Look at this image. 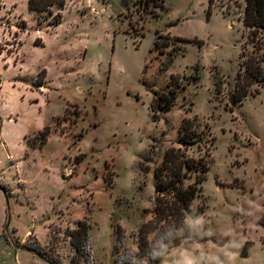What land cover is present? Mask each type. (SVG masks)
<instances>
[{
    "label": "rangeland",
    "instance_id": "rangeland-1",
    "mask_svg": "<svg viewBox=\"0 0 264 264\" xmlns=\"http://www.w3.org/2000/svg\"><path fill=\"white\" fill-rule=\"evenodd\" d=\"M28 2L0 0V51L11 66L0 73V181L11 192L0 191V264H51L20 248L38 242L72 264L68 231L84 219L92 264L116 263L118 227L123 248L138 253L156 207L155 170L181 147L184 118L203 138L188 153L208 154L210 171L159 264H264V86L235 101L242 52L253 50L246 0H70L42 13ZM157 40L171 45L160 53ZM173 75L186 88L155 122L153 95ZM47 126L43 148L27 145Z\"/></svg>",
    "mask_w": 264,
    "mask_h": 264
},
{
    "label": "trees",
    "instance_id": "trees-1",
    "mask_svg": "<svg viewBox=\"0 0 264 264\" xmlns=\"http://www.w3.org/2000/svg\"><path fill=\"white\" fill-rule=\"evenodd\" d=\"M68 1L70 0H29L28 5L31 11L42 13L51 12L54 7L64 8ZM147 2L162 7L164 0H147ZM243 23L249 30L248 36L253 45V50L249 52L244 50L241 55L242 61L239 64L236 79V102H242L253 86H264V0H246ZM177 39L195 42L199 46L204 44L202 40L175 37V40ZM170 45L171 43L166 42L163 46H160L158 40L155 42L156 49L161 47L160 53H163V50L170 47ZM172 49L171 54L177 55L179 50ZM192 78L193 81L199 80V72L197 71ZM216 87V90L219 91V82H216ZM185 88L186 86L181 84L180 79L173 75L167 92L154 93L150 106L153 121L160 122L164 119V115L176 105L180 91ZM39 134L42 136L39 144L36 140L28 142L33 148L41 149L47 144L51 134L50 127L47 126ZM202 139V135L197 131L195 120L184 118L179 129L181 147L167 149L162 163L155 170L156 207L152 219L143 223L139 228L137 243L139 252L132 254L123 248L125 232L122 227H118L116 231L117 243L115 245L117 260L115 264H138L136 259L142 258V255L149 259V264H159L162 257L169 254L172 248L170 244L173 242L177 231L184 225L192 209V204L202 184L207 180L210 171L208 154L202 157H194L188 153L192 146L202 143ZM2 187L5 192H8L5 186ZM9 227L7 217L3 225V237L7 240L9 239L7 236ZM91 230L92 224L84 219L77 222V228L68 231L71 243L76 251L72 264H80L82 259L86 261V264L94 262ZM152 233H154L153 240H149ZM38 243L40 248L28 244H24V248L51 264H59L54 258L48 257L40 242ZM145 253L148 254L145 255ZM241 256L246 257L245 247Z\"/></svg>",
    "mask_w": 264,
    "mask_h": 264
},
{
    "label": "crops",
    "instance_id": "crops-1",
    "mask_svg": "<svg viewBox=\"0 0 264 264\" xmlns=\"http://www.w3.org/2000/svg\"><path fill=\"white\" fill-rule=\"evenodd\" d=\"M2 68H5V69H8V68H11V66H10V64H9V62H8V60H7V58H6V56H4V54L3 53H0V73L2 72ZM3 83H2V79L0 78V91H2V90H4V84L2 85ZM2 85V86H1ZM16 86L14 85L13 86V88H15ZM20 89V88H19ZM24 97V96H23ZM7 120L9 121V122H11V124L12 125H15L16 124V119H14V116L13 115H9L8 116V118H7ZM0 123L2 124V120H1V117H0ZM0 136L2 137V134H1V131H0ZM23 139H24V141L26 142V139H25V135H24V137H23ZM27 143V145H29V143L28 142H26ZM2 144H3V146H6L7 145V143H6V141H4V139L2 138ZM30 146V145H29ZM30 147H32V146H30ZM33 148V147H32ZM15 163H13L12 165H14ZM22 180H21V178H19V182L22 184V182H21ZM0 185H2V186H5V185H3V184H1V181H0ZM7 189H8V192H6L7 194H9V195H11V192H10V189L7 187V186H5ZM1 193V192H0ZM2 194V193H1ZM3 207H4V205H2ZM6 219H7V216H6V218H5V221H6ZM5 223V222H4ZM9 225H10V222H9ZM14 230V233H16V230L15 229H13ZM34 234H35V232L34 231H32ZM2 237V236H1ZM37 237V236H36ZM27 238V236H25V238H23V239H26ZM22 239V240H23ZM19 240V239H18ZM21 241V240H20ZM21 243V242H20ZM20 247V246H19ZM22 250H24V251H28V250H26V249H24V248H22V247H20ZM30 252V251H29ZM32 253V252H31Z\"/></svg>",
    "mask_w": 264,
    "mask_h": 264
},
{
    "label": "water",
    "instance_id": "water-1",
    "mask_svg": "<svg viewBox=\"0 0 264 264\" xmlns=\"http://www.w3.org/2000/svg\"><path fill=\"white\" fill-rule=\"evenodd\" d=\"M0 191H3L4 193H6L1 185H0Z\"/></svg>",
    "mask_w": 264,
    "mask_h": 264
}]
</instances>
